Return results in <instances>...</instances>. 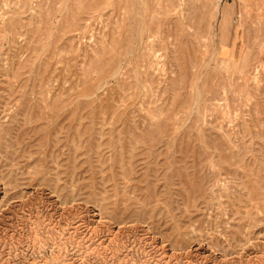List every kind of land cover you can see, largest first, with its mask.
I'll list each match as a JSON object with an SVG mask.
<instances>
[{
	"label": "rangeland",
	"instance_id": "374dc122",
	"mask_svg": "<svg viewBox=\"0 0 264 264\" xmlns=\"http://www.w3.org/2000/svg\"><path fill=\"white\" fill-rule=\"evenodd\" d=\"M0 264H264V0H0Z\"/></svg>",
	"mask_w": 264,
	"mask_h": 264
},
{
	"label": "crops",
	"instance_id": "0c3cea01",
	"mask_svg": "<svg viewBox=\"0 0 264 264\" xmlns=\"http://www.w3.org/2000/svg\"><path fill=\"white\" fill-rule=\"evenodd\" d=\"M229 17V15L227 14L226 15V18H228ZM229 28L227 27V25L226 26H224L223 28H222V31H221V35H220V37H221V39L222 40H227L228 39V37H229Z\"/></svg>",
	"mask_w": 264,
	"mask_h": 264
},
{
	"label": "bare ground",
	"instance_id": "6f19581e",
	"mask_svg": "<svg viewBox=\"0 0 264 264\" xmlns=\"http://www.w3.org/2000/svg\"><path fill=\"white\" fill-rule=\"evenodd\" d=\"M217 36V35H216ZM239 40V39H238ZM235 41V40H234ZM236 42V41H235ZM239 42V41H238ZM237 43V42H236ZM235 44V43H234ZM236 49H237V47H236ZM235 52V51H234ZM236 55V54H235ZM234 56V55H233ZM3 193V192H2Z\"/></svg>",
	"mask_w": 264,
	"mask_h": 264
}]
</instances>
